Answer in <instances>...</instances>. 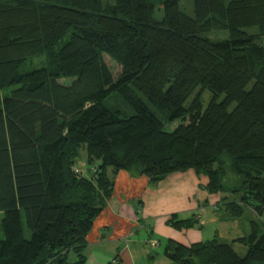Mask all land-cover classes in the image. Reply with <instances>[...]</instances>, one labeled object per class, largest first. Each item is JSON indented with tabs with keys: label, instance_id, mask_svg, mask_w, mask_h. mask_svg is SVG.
I'll use <instances>...</instances> for the list:
<instances>
[{
	"label": "trees",
	"instance_id": "obj_1",
	"mask_svg": "<svg viewBox=\"0 0 264 264\" xmlns=\"http://www.w3.org/2000/svg\"><path fill=\"white\" fill-rule=\"evenodd\" d=\"M180 1L0 0V264H84L120 171L155 186L193 170L208 192L230 195L227 218L262 217L264 0H192L193 17ZM220 31L228 38L205 37ZM103 55L121 67L116 79ZM32 58L44 65L24 71ZM111 94L133 114L106 108ZM82 150L90 175L75 170ZM225 156L239 178L230 189ZM249 226L231 242L168 239L162 254L170 264H264V229Z\"/></svg>",
	"mask_w": 264,
	"mask_h": 264
},
{
	"label": "crops",
	"instance_id": "obj_2",
	"mask_svg": "<svg viewBox=\"0 0 264 264\" xmlns=\"http://www.w3.org/2000/svg\"><path fill=\"white\" fill-rule=\"evenodd\" d=\"M206 184L207 178L193 170L173 173L155 186L145 176L118 172L112 196L86 237L84 264H170L162 254L166 241L185 246L202 242L203 229L214 217L207 210L220 209L221 205L215 207L218 199L208 204ZM188 214L198 221L192 228L176 229L167 223L172 215L186 219ZM239 238L243 236L235 235L230 242Z\"/></svg>",
	"mask_w": 264,
	"mask_h": 264
},
{
	"label": "rangeland",
	"instance_id": "obj_3",
	"mask_svg": "<svg viewBox=\"0 0 264 264\" xmlns=\"http://www.w3.org/2000/svg\"><path fill=\"white\" fill-rule=\"evenodd\" d=\"M231 0H225V3H228ZM178 8L181 12H183L184 14H186L189 17H193V1L192 0H181L178 3ZM155 17L157 19L161 18V11L158 12V7L156 9V13H155ZM249 33H256L257 30L256 28H252L247 30ZM205 37H207L210 40L216 41V40H224L228 38V33L227 31H220V32H214L211 34H207L205 35ZM261 44L264 45V38H262L261 40ZM103 60L106 64V66L109 68V70L111 71L112 76L116 79L118 77V75L121 72V67L119 65H117L113 60H111L108 56L103 55ZM43 59L42 58H32L31 60H28L24 66V71H31L33 69H39L43 66ZM65 82V81H62ZM67 82V81H66ZM211 97V93L209 92H204L202 94V101L203 104L206 105L207 102L210 100ZM221 99V98H220ZM103 105L111 110H119L124 112L127 115H132L133 111L126 105V103L117 95V94H111L108 98H106L103 101ZM234 105L230 106V110L233 108ZM153 111H155L157 113V111L154 108H151ZM158 114V113H157ZM175 124H173L170 127H174ZM85 152L84 150H82L80 152V156H79V161L77 162V166L75 167V170L78 171V173L85 174L86 172L88 173V175H90L91 171L93 172L95 169V166H90L89 170L87 171V165L85 164ZM223 166H224V178L222 180V183L224 186H226L228 189L234 187L237 182L239 181V178L234 174L233 170H232V160L225 156L223 157ZM207 184H208V179H207ZM206 184V186H207ZM205 186V187H206ZM206 191L208 192V190L206 189ZM200 190L197 189V194H199ZM207 194H210V196L207 198V200H210L208 202L209 205H213L215 202H212L213 200H219V202L216 204L215 207H219L220 205V209L218 211L216 210H212L209 206H207L208 208H210L209 210H207L208 216H214V217H210V219L212 218L211 222L207 223L206 226L203 229V233H202V241H206V240H211L214 237L218 240H220L221 242H230L231 237H235V235L237 236H247L249 231H250V226H249V222L250 221H255L259 224L260 228L264 229V212L261 218H258V216L251 210L247 209L243 216L239 219H229L227 218L228 216L225 215V199H227L228 197H230V195L228 193H219V194H214L211 192H208ZM200 201H204L200 200ZM203 204V202H200ZM214 211V212H213ZM191 215H185L183 216L184 218H188ZM205 216V215H204ZM217 218V219H216ZM205 219L207 220V214ZM209 219V220H210ZM216 219V220H215ZM25 237L28 239L29 238V232L27 231V229L25 228ZM197 228L195 229V231L197 232ZM2 234L0 233V239L2 238ZM234 250L238 253V255L243 256L245 253V248L240 245V244H234ZM157 249H159V247H157ZM70 261L73 260V255L70 256L69 258Z\"/></svg>",
	"mask_w": 264,
	"mask_h": 264
},
{
	"label": "built area",
	"instance_id": "obj_4",
	"mask_svg": "<svg viewBox=\"0 0 264 264\" xmlns=\"http://www.w3.org/2000/svg\"><path fill=\"white\" fill-rule=\"evenodd\" d=\"M112 264H116V262H115V261H113V262H112Z\"/></svg>",
	"mask_w": 264,
	"mask_h": 264
}]
</instances>
